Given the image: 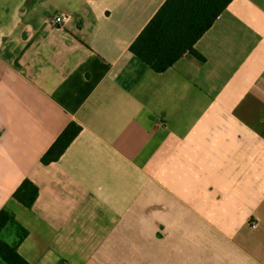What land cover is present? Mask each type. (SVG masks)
Masks as SVG:
<instances>
[{
  "label": "crops",
  "instance_id": "1",
  "mask_svg": "<svg viewBox=\"0 0 264 264\" xmlns=\"http://www.w3.org/2000/svg\"><path fill=\"white\" fill-rule=\"evenodd\" d=\"M164 1L0 0V209L29 264H264V0L156 73L129 46Z\"/></svg>",
  "mask_w": 264,
  "mask_h": 264
},
{
  "label": "trees",
  "instance_id": "2",
  "mask_svg": "<svg viewBox=\"0 0 264 264\" xmlns=\"http://www.w3.org/2000/svg\"><path fill=\"white\" fill-rule=\"evenodd\" d=\"M232 0H165L129 46V51L152 71L161 73L185 54L198 56L194 45L211 27ZM80 132V126L70 122L40 158L42 164L59 159ZM38 194L37 187L24 179L12 197L29 208ZM14 227L16 240L0 239V259L6 264H29L17 247L27 231L14 220L6 208L0 209V233Z\"/></svg>",
  "mask_w": 264,
  "mask_h": 264
},
{
  "label": "built area",
  "instance_id": "3",
  "mask_svg": "<svg viewBox=\"0 0 264 264\" xmlns=\"http://www.w3.org/2000/svg\"><path fill=\"white\" fill-rule=\"evenodd\" d=\"M67 19L65 15H55L50 19V24L55 27H62Z\"/></svg>",
  "mask_w": 264,
  "mask_h": 264
}]
</instances>
